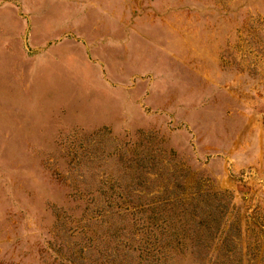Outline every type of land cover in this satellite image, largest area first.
Instances as JSON below:
<instances>
[{
	"label": "rangeland",
	"instance_id": "374dc122",
	"mask_svg": "<svg viewBox=\"0 0 264 264\" xmlns=\"http://www.w3.org/2000/svg\"><path fill=\"white\" fill-rule=\"evenodd\" d=\"M0 264H264V0H0Z\"/></svg>",
	"mask_w": 264,
	"mask_h": 264
},
{
	"label": "trees",
	"instance_id": "16d2710c",
	"mask_svg": "<svg viewBox=\"0 0 264 264\" xmlns=\"http://www.w3.org/2000/svg\"><path fill=\"white\" fill-rule=\"evenodd\" d=\"M144 229H145V228H144ZM147 255H149V253H148Z\"/></svg>",
	"mask_w": 264,
	"mask_h": 264
}]
</instances>
